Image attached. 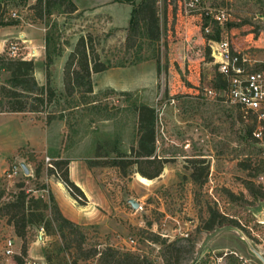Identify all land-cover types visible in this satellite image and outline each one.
<instances>
[{"label":"rangeland","instance_id":"1","mask_svg":"<svg viewBox=\"0 0 264 264\" xmlns=\"http://www.w3.org/2000/svg\"><path fill=\"white\" fill-rule=\"evenodd\" d=\"M127 1L138 4L142 0ZM36 2L37 0H17L2 3L5 8L0 12V30H3L0 35V56H9L7 46L18 38L16 29L32 32L28 36L36 40L35 45L36 42L43 43L44 33L50 32L54 39H58L57 47L62 51V55L56 57L52 70L56 97L47 112L40 115L28 113L29 117L36 118L34 122L29 117L23 118V121L13 116L0 117V144L1 140L12 138L7 137L11 133L4 128V123L11 124L17 120L20 123L19 129L23 128L24 133L18 151L34 155L43 170L41 178L37 180L35 162L26 157L25 162L30 163L34 170L33 172L29 168L32 171L31 178L26 181L24 173L9 178L7 171L16 164L13 160L8 161L13 152L0 149V181L8 192L16 191L19 181H26L28 188L32 190L39 184L48 185V167L43 161L47 155L59 153L61 148H70L69 153L89 159L95 158L99 144L101 152L106 153L108 159L115 158L117 151L129 153L131 145H135L136 141V114L133 105L144 103L155 107L159 115L158 151L174 159V162L167 164L163 175L153 181H147L138 173L123 177L113 168H94L101 186L108 189L119 207L106 208L111 213L114 230L103 231L95 225L82 228L88 243L109 244L121 250L147 254L154 264H163L160 247L147 241L141 232L151 230L185 247L187 253H184L181 264H261L249 251L242 236L264 254V216L261 214L264 200H255L244 186L246 181H252L264 191V143L253 144L247 138L246 129L237 118L236 107L222 103L217 98L209 100L205 96L207 88H215L218 93L220 90L215 87L214 81L218 67L211 55L210 61L206 60V46L199 36L200 16L196 14L200 12L189 13L184 22L182 18L178 20L179 25L186 23L187 38L183 35L184 26L171 31L163 19L160 44L149 46L144 41L141 47L126 54L123 43L127 38L129 25L125 29H119L108 15L94 16L84 12L65 15L57 11L43 22H34L30 19L29 7ZM200 2V8L225 9L230 13L229 21L220 26L221 29L224 28L221 39L227 38L243 51L251 59L253 67L264 62V20H261L264 16V0ZM118 3L105 10L114 13L116 19L118 14V24L125 26L130 21L133 6ZM101 11L104 12V9ZM13 12L18 13V20L12 18ZM245 21L247 24H244ZM230 22L234 24L232 28ZM12 25L20 27H10ZM196 30L199 32L194 33ZM3 34L6 35L2 36ZM87 34H92L99 41L97 51L102 61L112 63L114 67L109 72L94 75L91 102L84 103L78 99L79 96L76 99L66 96L60 68L78 38ZM26 39L29 40L27 36ZM45 69H42L44 76ZM40 71L41 69L38 76ZM8 77V73H2L0 83L4 84ZM123 80L134 84L129 95L114 89L115 92H112L111 83ZM52 111L57 116L64 115V135L59 131L57 122L49 129L46 128L45 117ZM250 152L259 154L252 157ZM196 155L206 158L210 164V174L202 188L190 179V170L185 168L188 164L185 158ZM5 160L10 162L8 169ZM224 189H231L236 194L245 193L247 201H228ZM41 194L48 195L46 192L35 193L37 196ZM127 198L135 199L140 203V208L134 210L128 207L124 201ZM208 202L211 206L217 205L221 212L238 221L240 228L225 225L211 232H199L197 228L201 211L205 212ZM101 213L108 214L106 211ZM32 233L34 242L30 246L31 256L46 264L44 253L54 249L60 240L58 236H48L41 229H34ZM9 237L14 238L16 250L20 252L21 240L12 227L2 220L0 264H17L15 259L2 255L4 243ZM130 239H134L136 244L132 245ZM227 253L229 256H224ZM67 258L71 263L74 255L70 253ZM78 264L96 262L80 260Z\"/></svg>","mask_w":264,"mask_h":264},{"label":"trees","instance_id":"2","mask_svg":"<svg viewBox=\"0 0 264 264\" xmlns=\"http://www.w3.org/2000/svg\"><path fill=\"white\" fill-rule=\"evenodd\" d=\"M13 1L17 0H0V12L5 8L2 3ZM117 1L133 6L127 38L123 43L126 54L141 47L144 41L148 42L149 46L160 44L163 19L171 31H176L177 28L184 26L183 35L186 36L187 26L183 22L184 19L187 20L189 13H187L183 0H142L138 4L127 0ZM29 9L30 19L34 22L45 21L55 11L73 15L78 10L73 0H37ZM196 15L200 16L198 28L201 33L199 36L206 46V60L210 61L209 41H220L222 29L218 23L205 16L204 13ZM180 18L183 22L179 25ZM244 24H247L246 21ZM208 25H211L212 32L204 33ZM229 25L232 28L234 24L230 22ZM199 30L194 33H198ZM57 40L54 39L52 33L46 34V85L38 83L35 76L36 64L33 59L11 58L6 54L0 56V77L2 73L9 74L6 82L0 83V113L40 115L47 112V108L53 104L56 97V88L52 79L53 66L56 57L62 55L61 48L57 47ZM97 42L99 43L92 34L82 35L69 53L62 76L67 97L76 99L79 96L78 99H81L82 102H91L90 96H93L94 93L93 75L114 67L112 63L102 61L101 55L97 51ZM66 44L69 45V43ZM214 81L215 87L218 89L228 87L227 80L219 72L216 73ZM112 92L115 91L112 90ZM120 93L129 95L128 92ZM133 111L136 114L135 145H131L129 153L117 151L115 158L108 159V155L101 152L102 147L99 144L95 158L87 161L90 169L113 168L118 170L123 177L138 173L146 179L154 180L163 174L167 164L174 162V159L158 151L159 115L156 108L144 103H135ZM237 118L244 125L246 136L253 144L264 143V124L262 139H257L254 136V132L259 126L256 115L250 113L248 119L245 120L238 111ZM56 119L63 120L64 115L57 116L54 111L48 112L45 122L51 124ZM18 152L24 158L27 157L31 162H35V176L39 180L43 171L41 163L36 162L34 155L25 154L21 150ZM249 154L252 157H257L259 152L257 154L250 152ZM185 160L188 162L185 168L190 170V179L199 188H202L210 174L209 161L201 155L186 157ZM66 164V161H54L55 169L48 168L47 175L58 176L60 171L61 180L66 184L70 195L78 201V204L81 202L80 205L85 206L87 197L83 190L71 181L69 171L65 169ZM30 178L31 176H26V181ZM26 181H19L16 184V191L12 193L8 192L2 181L0 182V222L5 220L22 242L21 255L15 258L17 264H23L24 258L29 256L30 246L34 242L32 233L34 229H43L48 236H58L60 240L54 249L44 253L46 264H78L80 260L84 262L95 260L96 264H154L151 256L147 254L121 250L109 244L104 247H102V243L89 244L85 231L79 224L63 214L56 197L48 190L47 185L36 186L37 192H49L48 195L37 196L33 190L28 188ZM244 186L248 194L255 200H264V191L257 187L256 183L246 181ZM223 191L228 201L234 203L247 201L246 194L243 192L236 194L231 189ZM207 205L205 212L201 211L200 224L197 228L199 232H211L225 225L240 228L238 221L221 212L217 205L211 206L209 202ZM141 232L147 241L160 247L163 264H181L184 253H187L185 247L176 241H170L157 232L151 230H142ZM192 248H194L193 245ZM70 253L74 255V260L71 263L67 258Z\"/></svg>","mask_w":264,"mask_h":264},{"label":"crops","instance_id":"3","mask_svg":"<svg viewBox=\"0 0 264 264\" xmlns=\"http://www.w3.org/2000/svg\"><path fill=\"white\" fill-rule=\"evenodd\" d=\"M73 1L78 8L76 13H74V14L84 12V14L86 13L88 15L91 14L94 16L108 15L109 18H112L113 24L116 26V28H119V29H125L130 24V21H129V22L125 23L126 24L125 26L119 25L117 22L119 15L117 14V19H116L114 13L108 12L105 10L106 7H110L114 4H119L117 2V0H73ZM123 5H130V4H123ZM102 9H104V12L101 11ZM132 9H131V12H132ZM130 20H131V13H130ZM10 27L17 28L20 26H18V25L13 26L12 25ZM2 32H3V30L1 29L0 35ZM185 32H186V36H187L188 35L187 30ZM15 34L17 36H19V34L20 35L24 34L25 37L26 36L28 37L30 43L25 44L27 50H29V51L33 50V52L34 51L36 52V57L33 59L35 61V64H36V72H35L36 79L40 85H46V72H45V76H44V70H42L45 67V60H46V34L44 33V35H43V43L40 44L39 42H36L37 43L36 45H35L36 40L31 38L30 36H28V34L30 35V34H32V32H26L23 29H21V30L16 29ZM5 35L6 34H3L2 36H5ZM75 44H76V42H75ZM75 44H74V46H75ZM70 52H71V50H70ZM66 60L62 62V67L60 68L62 76H63V66H64V63L66 62ZM40 69H41L40 76H38ZM105 72H109V70H107ZM105 72H103V73H105ZM99 74H101V73L94 74V75H99ZM94 75H93V77H94ZM136 81H138V80H136ZM62 86L64 88V85H62ZM110 86H112V87H110V89H112V90L114 89L116 92L119 91V92H128L129 93V91H132V89L134 88V84H131L130 82L127 83L124 80L121 82L115 81V82L111 83ZM4 116L5 117L6 116H13V117L18 118L17 120H19V118H20L22 121H23V118L29 117L28 114H24V113H0V117H4ZM29 118L32 122H34L36 119L35 117H29ZM11 120H14V119H11ZM17 120L12 121L11 124H8L7 122L4 123V125H3L4 128L7 129L8 133H11L7 137H12V138L11 139L9 138L8 140L4 139V141L1 140V144H0V149L4 150L6 152H8V151L13 152V156L8 157V159H9L8 161L13 160L16 164H13L11 167L17 166L20 163L26 161V159L18 152L21 141H23V139H24V137H23L24 133H23L22 127H21L22 129H19L18 124H20V123H17ZM56 122L59 124V127H60L59 131H61V133H63V135H64L65 122L63 120H56V121H53L51 124H46V128L49 129L50 127L55 125ZM0 127H2V125ZM2 150H0V151H2ZM70 150H71L70 148L65 149V150L61 148L59 153H56L54 155H47L46 157H50V158L54 159V161H66L67 162V164L65 165V169H68L71 181L74 182L77 186H79L83 190V192L85 193V195L87 197V203L85 204V206H81L80 204H78L77 200L74 199L70 195L66 184L61 180V172L60 171H59V175H58L59 178L58 179L57 178L54 179L55 178L54 176L50 177L47 175L48 179L46 180V184H48L47 185L48 190H50L54 194V196L56 197L57 203L59 204L63 214L67 218L75 221L82 228H88L89 226L95 225V226H98L103 231L104 230L108 231L109 229L114 230V226H113V222H112L113 220L111 219V213H108V210H106V208L107 209H109V208L115 209V208H118L119 206L117 205V203H115V200L110 195L108 189L101 186L99 180L96 178L97 176L95 175V171L93 169H90L87 163H84L90 159L89 158H81L79 156L73 155L72 153H69ZM5 161L7 162V160H5ZM9 163L7 162V169H8ZM25 163L28 165L29 168L31 167L30 168L31 170H33L30 163H28V162H25ZM43 163L45 164V160L43 161ZM166 168H167V165H166L164 171L166 170ZM10 170H8V171H10ZM31 170H30L29 176H32ZM6 171L7 170H5V172ZM33 172H34V170H33ZM4 174L5 173H3V175ZM140 177H142V176H140ZM142 178H144V177H142ZM146 180L147 181H153V180H149V179H146ZM154 180H156V179H154ZM33 191L35 194L36 191L35 190H33ZM46 193L48 194L49 192L46 191ZM124 201H125L126 205H129L126 202V200H124ZM102 211H106L108 214L101 213ZM103 246H105V245H103ZM30 252H31V249L29 250V256L31 258H36V257L31 256Z\"/></svg>","mask_w":264,"mask_h":264},{"label":"built area","instance_id":"4","mask_svg":"<svg viewBox=\"0 0 264 264\" xmlns=\"http://www.w3.org/2000/svg\"><path fill=\"white\" fill-rule=\"evenodd\" d=\"M183 1L185 2L187 13H204L205 16L210 17L221 27L230 19V13L225 9L212 10L209 8H200V0ZM11 16L15 19L20 18L17 12H13ZM261 20H264V16L261 17ZM223 30L224 28L222 29V32ZM211 32V27L208 25L205 28V33ZM25 43H30V41L27 40L24 35H19L18 38L8 44V55L11 58H21L25 60L34 59L36 57V52H33V50H27V48L24 47ZM209 47L211 49L213 62L218 67V72L227 80L228 87L225 89H219L220 93H218L215 88H207L205 96L209 100L217 98L222 103L236 107L245 120L248 119L250 113L256 115L259 126L254 132V136L257 139H262V128L264 124V62L259 63L258 67H253L251 59L246 54H243V51L231 43L227 38L221 39L220 41L211 40L209 41ZM256 62L258 61H255V63ZM45 164L48 168L55 169L54 159L46 157ZM22 173L23 171L20 165L13 166L12 169L8 171L7 177L13 178ZM130 243L135 245L136 241L130 239ZM233 254L237 255V253ZM2 255L8 259H15L16 256L21 255V251L19 252L16 250V244L13 237L6 239ZM224 256H229V254L227 253ZM23 264L42 263L38 259L24 258Z\"/></svg>","mask_w":264,"mask_h":264},{"label":"water","instance_id":"5","mask_svg":"<svg viewBox=\"0 0 264 264\" xmlns=\"http://www.w3.org/2000/svg\"><path fill=\"white\" fill-rule=\"evenodd\" d=\"M20 167L22 168L23 173L26 176L30 175V169L28 165L25 162L20 163ZM126 202L130 205V207L134 210H137L140 208V203H138L133 198L126 199ZM262 216H264V209L261 212ZM243 241L248 246L249 251L259 260L261 264H264V254L262 251H260L250 240H248L245 236H242Z\"/></svg>","mask_w":264,"mask_h":264}]
</instances>
